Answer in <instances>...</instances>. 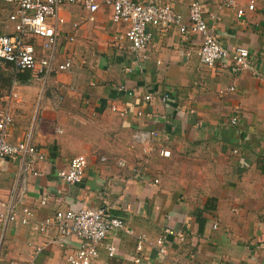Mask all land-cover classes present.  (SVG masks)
Listing matches in <instances>:
<instances>
[{
	"label": "crops",
	"instance_id": "crops-1",
	"mask_svg": "<svg viewBox=\"0 0 264 264\" xmlns=\"http://www.w3.org/2000/svg\"><path fill=\"white\" fill-rule=\"evenodd\" d=\"M135 1L169 3L185 23L195 0ZM197 1L204 15L213 17L223 46L252 51L258 75L246 69L235 73L220 63L202 64L200 36L182 34L176 27L160 32L149 26L148 58L138 63L128 42L116 38L129 23L112 21L110 8L101 6L91 21L82 4L60 5L55 62L71 56L70 67L43 83L26 72L25 80L14 86L12 80L6 91L0 90L15 94L7 140L18 141L32 128V141L46 158L34 165L38 175L26 169V156L0 161V264H69L66 254L75 241L61 246L54 240L55 226L40 231L36 224L57 210L105 204L124 220V229L108 233L96 264H264V0H234L245 9L241 17L224 5L227 0ZM249 1L253 10L247 9ZM6 24L7 31L0 33L12 31L7 15ZM146 95L150 100H144ZM234 116L235 125L230 123ZM139 129L157 132L148 155L133 145L131 137ZM184 146H207L204 158L213 160L215 192L202 199L195 192L210 189L207 179L201 177L197 185L171 179L177 171L159 153ZM79 154L87 161L82 181L60 182L57 171ZM226 161L237 165L227 171L241 172L249 196L237 198L234 183L219 186L225 174L220 163ZM42 193L47 195L44 204L39 203ZM9 212L14 220L7 218ZM168 227L182 232L183 239L166 235V255L159 257L151 245ZM139 237L148 241L141 251L136 250ZM107 242L116 246L114 257L106 253Z\"/></svg>",
	"mask_w": 264,
	"mask_h": 264
},
{
	"label": "built area",
	"instance_id": "built-area-1",
	"mask_svg": "<svg viewBox=\"0 0 264 264\" xmlns=\"http://www.w3.org/2000/svg\"><path fill=\"white\" fill-rule=\"evenodd\" d=\"M82 4L89 12L88 19L94 20L93 14L101 7L110 8V18L114 22H128L129 26L125 31L116 37L121 41H127L129 48L136 57V62L147 60V47L152 38L149 26L160 32H166L176 27L180 33L186 31L196 33L200 36L198 49L199 60L206 66H214L217 63L224 64L232 72L250 70L258 75L257 60L252 51L247 47L236 46L226 47L220 43L210 18L204 15L202 5L199 1H192L187 10V22L184 23L182 15L175 12L169 3H149L135 0H0V3L8 7L7 20L13 24L12 31L0 33V61L11 65L15 75L29 73L30 78L45 82L50 76L58 71L70 67L71 56L64 62L56 63V21L60 19L58 10L63 2ZM225 6L235 8L236 15L241 17L245 9L237 7L234 0H227ZM248 10L254 9L253 1H249ZM66 40H71L67 37ZM36 42V43H35ZM133 67H128V72ZM14 78L12 86L16 85ZM43 87V86H42ZM124 87L121 86L120 90ZM230 91L234 88L230 87ZM43 92V91H42ZM43 94V93H42ZM15 94L0 95V161L5 157H27L26 169L34 175H38L35 163L44 161L45 155L37 148L33 140V129H28L21 139L15 142L7 140L8 128L13 124L11 98ZM151 95H146L144 100H150ZM56 102V94L53 95ZM52 109L54 106L52 105ZM113 111L123 114L116 107ZM230 123L237 124V117L230 119ZM157 137L153 129H139L134 132L131 139L133 145L140 147L147 152L151 143ZM161 156L167 157L170 154L168 149L161 148ZM87 166L86 157L79 154L70 159L66 167L57 171L60 182L69 185L79 184L82 181ZM158 180L154 179V183ZM47 195H40L39 203L44 204ZM27 215V209L23 210ZM3 214L0 213V218ZM9 220H14L13 212L7 214ZM22 223L27 222V217L20 219ZM49 226L56 227V238L54 240L61 246H71L66 254L69 264H96L99 246L106 239L109 232L123 230L124 220L111 213L109 205L97 207L82 206L78 210H57L51 216L45 217L36 224V229L45 231ZM177 234L183 239L180 231L174 233L172 228H166L162 235L157 236L151 245L156 255L164 257L167 249L166 235ZM148 241L139 237L136 250L141 251L143 244ZM108 257H114L116 246L107 242L104 244ZM136 261L140 259L136 258ZM8 264H29L10 261ZM231 264V263H228Z\"/></svg>",
	"mask_w": 264,
	"mask_h": 264
},
{
	"label": "rangeland",
	"instance_id": "rangeland-1",
	"mask_svg": "<svg viewBox=\"0 0 264 264\" xmlns=\"http://www.w3.org/2000/svg\"><path fill=\"white\" fill-rule=\"evenodd\" d=\"M7 10H8V7L0 3V31L2 32L7 31L5 30L7 27V24H6ZM12 80H13V69L11 65L0 61V90H2V92L6 91L11 86ZM28 84L33 86L35 89L38 88V84L35 82H29ZM207 152H208L207 146H199V147L184 146L180 148L179 150L175 149V152L171 151L169 156L167 157L162 156L166 159H170L172 161L171 163H172V167L174 168V171H177V173H175L174 176L169 175L171 179L172 178L173 180L179 179L180 181L184 180V181H188L191 183H195V185L199 183V180L201 177L207 179V181L205 182L206 183L208 182L207 186L210 189H207L206 192H204L205 194L201 191L195 192V195L200 199H202L204 195L205 196L208 195L207 194L208 192H215L214 190L215 186L213 185V183H215V185L217 184L216 180L213 181V176H214V172H213L214 164L212 162L213 160L209 158L208 155L206 156V158H204V155ZM144 154H147V153L145 152ZM134 159H135V162H137L138 157L135 156ZM220 164H221L220 168L221 169L224 168L225 174L221 176L223 179L220 180L219 186H221V188L223 189V186L225 187V184H227L226 181H228V182L234 183L233 193L237 196V198L238 197L244 198L245 196H249L250 195L249 189H247L248 187H246L243 183L244 178L241 177L242 176L241 172H239V175L237 174L236 176L234 173L230 175L227 171V169L232 170V168L237 167V165L234 164L230 167L228 161H226L225 166H223V162ZM216 166L217 165H215V168ZM198 170L200 172H198ZM215 177H216V174H215ZM233 179H237L240 184H238V182L235 183L236 181H234ZM256 183L259 184L260 179H257ZM252 197H254V200L260 199V195L256 196V194H252ZM168 228H171V227H168Z\"/></svg>",
	"mask_w": 264,
	"mask_h": 264
},
{
	"label": "trees",
	"instance_id": "trees-1",
	"mask_svg": "<svg viewBox=\"0 0 264 264\" xmlns=\"http://www.w3.org/2000/svg\"><path fill=\"white\" fill-rule=\"evenodd\" d=\"M26 77H27V74H25V73H21V74L15 75V79L16 80H18V79L25 80ZM207 208L208 207H204V210H207ZM199 225H200L199 229H203L204 225H203V222L202 221H200Z\"/></svg>",
	"mask_w": 264,
	"mask_h": 264
}]
</instances>
